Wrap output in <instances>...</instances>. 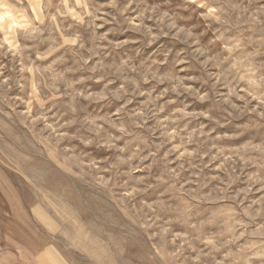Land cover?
Masks as SVG:
<instances>
[{
  "label": "rangeland",
  "instance_id": "rangeland-1",
  "mask_svg": "<svg viewBox=\"0 0 264 264\" xmlns=\"http://www.w3.org/2000/svg\"><path fill=\"white\" fill-rule=\"evenodd\" d=\"M0 180V264H264V0H0Z\"/></svg>",
  "mask_w": 264,
  "mask_h": 264
},
{
  "label": "crops",
  "instance_id": "crops-1",
  "mask_svg": "<svg viewBox=\"0 0 264 264\" xmlns=\"http://www.w3.org/2000/svg\"><path fill=\"white\" fill-rule=\"evenodd\" d=\"M1 179L3 180L4 184L10 183L7 178L5 179V181H4V179L2 177H1ZM1 182L2 181L0 180V183ZM2 189H3V186L0 184V190H1L2 196L6 198L5 193L2 192ZM11 189L14 190L13 185H12V188ZM12 195H13L12 201L11 200L9 201V199L6 198L9 206L10 207H13V206L20 207V199L17 196L16 192L13 191ZM3 204H4V199L0 197V222H5V223L7 222V223H9L10 222V218H9V216H7V213L4 212V209L5 208H4Z\"/></svg>",
  "mask_w": 264,
  "mask_h": 264
}]
</instances>
